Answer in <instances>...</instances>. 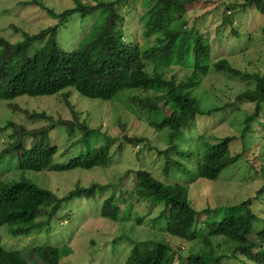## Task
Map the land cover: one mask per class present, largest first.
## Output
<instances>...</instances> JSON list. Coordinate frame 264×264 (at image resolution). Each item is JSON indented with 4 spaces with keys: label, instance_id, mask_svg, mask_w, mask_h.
<instances>
[{
    "label": "rangeland",
    "instance_id": "1",
    "mask_svg": "<svg viewBox=\"0 0 264 264\" xmlns=\"http://www.w3.org/2000/svg\"><path fill=\"white\" fill-rule=\"evenodd\" d=\"M80 1L94 4L101 0ZM239 1L197 0L183 14V20L187 21L186 29H191L192 33L197 32L200 38L210 44V68L200 83L189 88L187 92L197 99L199 113L188 126L181 128L174 140L181 148L191 149V155L184 158L170 152V157L183 164L185 170L172 168L164 171L165 157L157 151L169 146V129H154L147 123L146 114L131 107L133 105L128 102V98L137 89L119 90L111 99L102 100L85 97L72 87L66 88L64 90H71L68 100L78 112L79 120L84 121L90 128H99V131L82 139L78 128L69 132L63 125H54L48 132V143L57 148L53 161L63 163L88 148L105 145L112 157L110 163L105 167L95 166L89 169L19 170L16 167V152H11L4 154L0 161V180L10 182L27 179L51 190L58 197H63L78 185L86 187L96 182L106 186L98 188L90 197L76 196L62 200L47 229L33 231L28 235H14L9 225H1L0 245L3 248L21 251L40 245L58 247L61 251V264H128L134 244L139 243V247L144 249L142 242L148 244L157 240L168 242L172 249H177L184 257L195 252L206 254L209 247L201 238L187 241L166 232L164 214L159 217L164 201H151L153 198L136 201L131 196L124 201L130 195L134 171L137 169L149 171L164 183L185 185L189 201L198 212L196 228L212 217H208L205 210L249 199L250 208L257 215L249 237L254 243H258L257 231L264 224V111L259 118L249 122L245 135L241 136L242 128L247 126L244 118L253 112L254 103L237 99L236 96L252 87L253 82L245 76L217 71L212 65L216 58H225L244 73L264 72V37L261 32L264 27V13L253 6L243 11L237 9L232 17L234 24L222 22L221 16L228 9L227 5ZM141 2L127 0L119 6V11L124 16L121 30L126 43L134 42L146 47L147 44H143L146 41L142 35L140 20L144 7ZM41 5L60 13L72 7L74 1L0 0V38L14 43L23 38V32L34 34L56 24L57 19ZM102 19L101 9L87 16L73 13L57 27L58 44L66 51L76 49ZM35 47H30V55ZM196 56L198 55H195L197 59ZM190 72L187 68L173 66L168 69L167 76L172 75L179 80ZM64 90L52 95H20L13 99L0 100V151L13 140L10 136L12 129L5 128L7 122L13 121L27 129L51 123L45 117L28 118L23 110L29 113H45L52 120L72 119V113L61 95ZM10 104L17 105L21 110L10 108ZM215 107L218 110H212ZM208 110L210 112L207 113ZM125 135H138L144 141L138 147L133 146L125 143ZM226 135L236 136L229 144L231 154L240 153L236 163L224 168L215 180L195 178L194 153H198V149L201 151L202 143H212ZM199 136H202L200 140ZM32 140L31 136L25 137V146L30 147ZM120 145L121 149L118 150ZM128 169L131 173L124 179L123 190V184L118 182ZM109 196L114 197L123 212L124 209H129L131 203L128 219L111 220L100 214L102 202ZM138 216L143 219L141 223L136 221ZM156 216L158 217L155 218ZM217 217L220 218V213ZM210 244L214 249L212 255L221 256L220 264H248L240 253L233 254L235 243L227 241L223 236H210ZM149 245L151 246V242ZM25 258L30 264L33 263L28 255ZM177 259V254L173 255L170 264H176Z\"/></svg>",
    "mask_w": 264,
    "mask_h": 264
},
{
    "label": "trees",
    "instance_id": "2",
    "mask_svg": "<svg viewBox=\"0 0 264 264\" xmlns=\"http://www.w3.org/2000/svg\"><path fill=\"white\" fill-rule=\"evenodd\" d=\"M73 1L72 7L60 13L41 5L57 19L56 24L34 34L23 32V38L14 43L0 38V100L20 95H52L69 87L85 97L108 100L119 90L137 89L140 92L137 91L128 98V102L133 105L131 107L146 114L147 123L154 129H169V146L157 151L165 157L164 171L172 168L185 170L183 164L170 157V152L184 158L191 155V149L181 148L174 140L181 128L188 126L199 113L197 99L187 92L200 83L210 68L209 41L200 38L197 32L187 30V21L183 20L185 11L197 0H139L144 6L140 20L142 35L146 41L143 44H147L146 47L124 41L121 30L124 16L120 13L119 6L127 0H101L94 4ZM252 6L264 13V0H240L227 5L228 9L221 16L223 24H234L232 17L235 11H243ZM97 9L102 10L103 19L89 31L79 47L72 51L60 47L56 39L58 25L63 24L75 12L87 16ZM232 32L237 34L235 29ZM261 32L264 37V27ZM31 46H36L32 55L29 54ZM195 55H198L197 59ZM212 65L217 71L245 76L253 82L252 87L236 96L237 99L254 103L253 112L244 118V123L247 124L242 128L241 136H244L249 122L259 118L264 111V72L244 73L225 58H216ZM173 66L187 68L191 72L177 80L175 76H167L168 69ZM61 95L73 118L52 120L45 113L23 110L28 118L45 117L51 123L27 129L13 121L7 122L5 128L12 129L10 136L13 140L0 151V161L4 154L16 152V167L32 171L89 169L95 166L105 167L110 163L112 157L105 145L88 148L63 163L53 161L57 148L48 143V132L54 125H63L69 132L78 128L82 139L99 131V128H90L79 120L78 112L68 100L70 89L64 90ZM9 107L21 110L15 104H10ZM212 110L218 109L215 107ZM27 136L33 138L30 147H26L24 143ZM200 137L202 136H199V140ZM123 139L125 143L137 147L144 141L138 135H125ZM234 139L235 135H226L212 143H202L198 153L193 151L196 156L195 178L215 180L224 168L235 164L240 153L229 152V144ZM118 148L120 150L121 145ZM130 173V169L126 170L118 182L123 184V190L124 179ZM105 186L96 182L86 187L78 185L63 197H58L51 190L27 179L10 182L0 180V226L9 225L14 235H28L48 228L62 200L76 196L90 197L98 188ZM129 196L136 201L148 198H153L151 201L155 202L164 201L159 217L164 214L166 232L187 241L201 238L209 251L206 254L195 252L184 257L177 249H172L168 242L150 241L151 246L150 242H142L144 249L139 247V243L131 248L128 264H170L175 254L178 258L176 264H220L221 256L212 255L214 249L210 244V236H223L227 241L234 242L233 254L240 253L246 263L264 264V224L257 231L258 243H254L249 233L252 232L257 215L250 208L249 199L225 206L221 203L220 208L217 205L214 209L205 210L208 217H212H207L206 222L196 228L198 212L189 201L185 185L164 183L149 171L137 169L134 171L132 190L125 197V202ZM130 207L132 208L131 203ZM130 207L123 212L114 197L109 196L103 200L100 214L111 220H126L130 217ZM218 213L220 218L217 217ZM142 220L141 216L136 218L137 223ZM23 254L33 260L32 264H61L60 249L50 245L21 251L5 249L0 245V264H30Z\"/></svg>",
    "mask_w": 264,
    "mask_h": 264
}]
</instances>
